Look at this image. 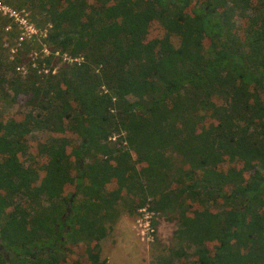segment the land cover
<instances>
[{
  "label": "trees",
  "instance_id": "obj_1",
  "mask_svg": "<svg viewBox=\"0 0 264 264\" xmlns=\"http://www.w3.org/2000/svg\"><path fill=\"white\" fill-rule=\"evenodd\" d=\"M4 2L0 264H105L147 204L157 264H264V0Z\"/></svg>",
  "mask_w": 264,
  "mask_h": 264
},
{
  "label": "rangeland",
  "instance_id": "obj_2",
  "mask_svg": "<svg viewBox=\"0 0 264 264\" xmlns=\"http://www.w3.org/2000/svg\"><path fill=\"white\" fill-rule=\"evenodd\" d=\"M0 1L4 5H8L4 0ZM25 13L29 18L31 17L27 9ZM10 47L13 54L16 49L15 44ZM3 106L10 113L22 111V108L18 104H4ZM38 136L42 137V135ZM45 203L47 204L46 201ZM142 217L139 209L135 215H130L124 210L120 213L108 231L107 236L101 241V258L105 260L106 264H157L161 255H168L171 248L176 246L174 235L175 230L178 228L177 221L170 220L164 214L157 212L154 218L157 222L154 232L155 239L154 241H147V238H144L141 234L143 226L140 223H143V221L138 222ZM70 247L73 253L77 252V248ZM138 252L142 254L141 262L138 260ZM191 252L192 249H188V253ZM7 256L11 258V254H7ZM74 259H79V257L75 256ZM67 264H72V260H68ZM187 264H191L189 259L187 260Z\"/></svg>",
  "mask_w": 264,
  "mask_h": 264
},
{
  "label": "built area",
  "instance_id": "obj_3",
  "mask_svg": "<svg viewBox=\"0 0 264 264\" xmlns=\"http://www.w3.org/2000/svg\"><path fill=\"white\" fill-rule=\"evenodd\" d=\"M0 13L13 19V21L16 22L21 27L22 29L21 37H20L21 40L30 39L35 34H38V29L31 22L30 18L27 16L24 9L16 10L8 5H4L0 1ZM9 28L10 27H8L7 29ZM44 51L48 52L47 49H45ZM139 212L143 216L141 219L138 220V222L143 221V223H140V225L143 226V229L141 231L142 236L144 238L146 237L147 241H154L155 228L153 227V221L157 212L150 210L149 204L139 208Z\"/></svg>",
  "mask_w": 264,
  "mask_h": 264
},
{
  "label": "crops",
  "instance_id": "obj_4",
  "mask_svg": "<svg viewBox=\"0 0 264 264\" xmlns=\"http://www.w3.org/2000/svg\"><path fill=\"white\" fill-rule=\"evenodd\" d=\"M138 257H139V262H141V260H142V254H141V252H138ZM106 264V263H105Z\"/></svg>",
  "mask_w": 264,
  "mask_h": 264
}]
</instances>
